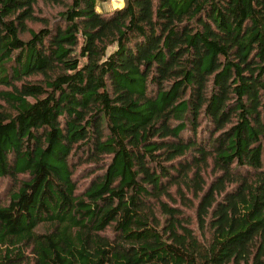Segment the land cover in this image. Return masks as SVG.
Here are the masks:
<instances>
[{"label":"trees","instance_id":"obj_1","mask_svg":"<svg viewBox=\"0 0 264 264\" xmlns=\"http://www.w3.org/2000/svg\"><path fill=\"white\" fill-rule=\"evenodd\" d=\"M104 1L0 0V264H264V0Z\"/></svg>","mask_w":264,"mask_h":264},{"label":"rangeland","instance_id":"obj_2","mask_svg":"<svg viewBox=\"0 0 264 264\" xmlns=\"http://www.w3.org/2000/svg\"><path fill=\"white\" fill-rule=\"evenodd\" d=\"M114 0H107L104 2H99L96 5V9L101 12V11H109L113 10L115 8H120L119 6H114L113 3ZM123 6H124V0H123ZM89 181L88 178H82L80 180V186L83 187L87 182ZM11 179L10 178H0V203L1 202H6L8 194L10 192L11 188Z\"/></svg>","mask_w":264,"mask_h":264},{"label":"bare ground","instance_id":"obj_3","mask_svg":"<svg viewBox=\"0 0 264 264\" xmlns=\"http://www.w3.org/2000/svg\"><path fill=\"white\" fill-rule=\"evenodd\" d=\"M113 3H114L113 5L116 6V5L120 4V0H114Z\"/></svg>","mask_w":264,"mask_h":264},{"label":"clouds","instance_id":"obj_4","mask_svg":"<svg viewBox=\"0 0 264 264\" xmlns=\"http://www.w3.org/2000/svg\"><path fill=\"white\" fill-rule=\"evenodd\" d=\"M118 6L123 7V0H120V4Z\"/></svg>","mask_w":264,"mask_h":264}]
</instances>
